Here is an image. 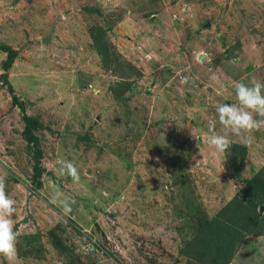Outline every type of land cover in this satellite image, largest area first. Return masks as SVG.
Returning a JSON list of instances; mask_svg holds the SVG:
<instances>
[{
  "label": "rangeland",
  "instance_id": "obj_1",
  "mask_svg": "<svg viewBox=\"0 0 264 264\" xmlns=\"http://www.w3.org/2000/svg\"><path fill=\"white\" fill-rule=\"evenodd\" d=\"M0 45L16 52L3 71L0 51V177L20 264H202L184 245L264 172V128L235 135L216 113L234 81L264 82V0H0ZM229 256L264 264V236Z\"/></svg>",
  "mask_w": 264,
  "mask_h": 264
},
{
  "label": "clouds",
  "instance_id": "obj_2",
  "mask_svg": "<svg viewBox=\"0 0 264 264\" xmlns=\"http://www.w3.org/2000/svg\"><path fill=\"white\" fill-rule=\"evenodd\" d=\"M233 88L237 103H220L216 106L219 123L235 135L250 134L264 128V82L252 77L248 83L234 81ZM216 123V118L209 121L211 135L208 144L215 152L225 154L231 146V140L227 135L215 131ZM58 163H61V172L66 171L74 177L77 175L71 162ZM5 186V177H0V257L7 259L10 264H20L16 247L18 234L14 231L15 200L6 193Z\"/></svg>",
  "mask_w": 264,
  "mask_h": 264
},
{
  "label": "trees",
  "instance_id": "obj_3",
  "mask_svg": "<svg viewBox=\"0 0 264 264\" xmlns=\"http://www.w3.org/2000/svg\"><path fill=\"white\" fill-rule=\"evenodd\" d=\"M0 51L5 53V60L1 68L3 71H7L16 56V52L8 46L2 45H0ZM3 78H6L5 74ZM24 121L26 123V140L36 142V139L29 132V122L26 119ZM262 173L264 172H260L246 182V186L251 189L252 196V198L249 197L246 204L245 200H240V194L235 196L215 218L205 222L184 245L185 248L191 250L190 256L193 255V259L199 260L202 264H227L229 255L238 247L243 236L249 234L264 236V216L259 218L258 214L255 213L256 205L253 200L256 196L260 198L263 195L264 176L260 177ZM35 174L38 175L39 171L35 170ZM259 198L256 199V202L259 201ZM262 206L264 207V205ZM206 256L209 258V262L205 259Z\"/></svg>",
  "mask_w": 264,
  "mask_h": 264
}]
</instances>
